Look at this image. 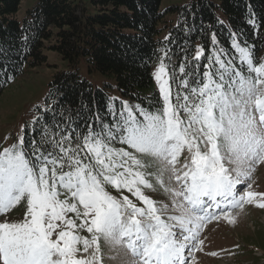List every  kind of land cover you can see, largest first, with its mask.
I'll return each instance as SVG.
<instances>
[{"label": "snow or ice", "instance_id": "1", "mask_svg": "<svg viewBox=\"0 0 264 264\" xmlns=\"http://www.w3.org/2000/svg\"><path fill=\"white\" fill-rule=\"evenodd\" d=\"M232 47L239 66L223 49L202 71L181 63L169 72L162 60L149 108L125 101L110 119L97 114L81 130L41 125L27 142L22 126L0 150V214L26 205L23 219L0 221V264H104L105 247L128 264H194L207 222L264 208L247 183L264 164V61ZM203 55L198 46L193 60ZM160 191L168 203L148 194Z\"/></svg>", "mask_w": 264, "mask_h": 264}, {"label": "trees", "instance_id": "2", "mask_svg": "<svg viewBox=\"0 0 264 264\" xmlns=\"http://www.w3.org/2000/svg\"><path fill=\"white\" fill-rule=\"evenodd\" d=\"M20 1L0 0V94L25 69L46 59L45 48L66 62L48 79L43 100L29 108L26 142L41 125L65 127L68 121L81 130L97 114L110 119L122 102L143 108L156 104L160 96L151 64L157 59L178 74L181 63L189 70L198 63L202 71L208 57L223 49V59L239 66L233 40L249 47L257 63L264 58V0H186L166 6L162 0H90L92 13L71 0H35L18 18ZM198 46L204 55L194 61ZM80 62L113 84L94 85L80 75ZM113 86L116 96L108 91ZM14 208L11 217L17 208L26 211L24 202Z\"/></svg>", "mask_w": 264, "mask_h": 264}, {"label": "rangeland", "instance_id": "3", "mask_svg": "<svg viewBox=\"0 0 264 264\" xmlns=\"http://www.w3.org/2000/svg\"><path fill=\"white\" fill-rule=\"evenodd\" d=\"M86 7L87 11L92 13L94 9L90 0H71ZM186 0H162L161 6H166L174 2H184ZM35 0H21L16 12L18 18L22 17L27 8L34 4ZM166 34V31L164 32ZM46 59L39 65L25 69V71L15 79L8 87L3 89L0 94V150L17 142L25 118L28 116L29 108L40 103L47 90V81L57 69L66 67L65 60L53 49L45 48ZM161 59H157L151 64V73L153 84L158 89L154 79V72L159 66ZM264 61V58L262 59ZM167 65V64H165ZM79 73L87 78L94 85L103 87L107 86L104 82L113 84L111 78L96 70H90L84 62H80ZM167 69L169 71L168 65ZM170 72V71H169ZM109 94L116 96L117 91L113 87H108ZM187 151L179 157L178 167L184 163ZM252 180L247 181L252 185V191L264 193V164L257 166L252 174ZM246 185V184H245ZM245 185L238 186L239 191L247 190ZM113 196L120 197V193L113 189H108ZM154 200L168 203L169 197L166 193L153 192L148 193ZM124 195H129L127 191ZM25 205V203H24ZM26 207V205H25ZM15 217L9 213L0 216V221L8 219L18 221L23 219L24 214L20 209ZM232 215L235 217V223H228L224 219L206 223L201 239L204 240L202 250L192 252L195 257L194 264H261L264 262V249L261 243H264V208L257 206L256 203L245 204L243 209L233 210ZM87 235L86 232L81 233ZM239 244V246H236ZM104 264H128L131 257L125 256L122 252L109 251L104 248ZM216 253V255H212ZM110 257H115L114 259ZM189 264H193L190 259Z\"/></svg>", "mask_w": 264, "mask_h": 264}]
</instances>
